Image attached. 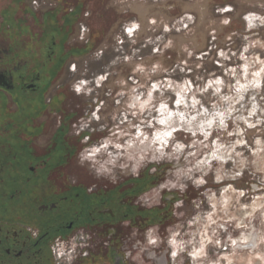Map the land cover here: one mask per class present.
I'll list each match as a JSON object with an SVG mask.
<instances>
[{
  "label": "rangeland",
  "instance_id": "obj_1",
  "mask_svg": "<svg viewBox=\"0 0 264 264\" xmlns=\"http://www.w3.org/2000/svg\"><path fill=\"white\" fill-rule=\"evenodd\" d=\"M38 4L39 26L33 34L41 38L49 19L42 13L55 7V24L62 25L67 39L65 51L56 57L65 59V64L47 91L65 93L60 97H66L79 115L72 117L75 131L101 137L82 149L88 173L121 180L146 165L158 168L154 182L146 184L147 191L140 196L156 215L152 213L141 241L144 247L135 250L134 258L145 264L140 255L149 248L167 251L168 264H264V0H39ZM24 37L26 44L30 40ZM33 46L42 58V51ZM217 79L220 85L214 83ZM186 88L190 91L185 94ZM150 91L152 101L141 111L139 105ZM180 96L185 104L177 105ZM193 97L200 102L194 108ZM164 102L169 111L183 112L185 121L196 117L191 131L176 115L166 124L158 123L167 116L158 111ZM254 104L255 114L249 115ZM217 111L225 112L227 127H220L215 118L212 128L205 129L211 133L205 140L197 128ZM171 128L177 130L166 146L152 143L156 133ZM238 140L243 143L236 144ZM177 143L185 145L180 153L173 150ZM217 144L224 146L217 154L231 158L210 160L197 169L196 162L210 159ZM233 145L235 151H230ZM97 148L101 151L91 155ZM190 152L195 155L189 156ZM112 156L114 164L107 163ZM102 165L108 171L101 170ZM217 175L222 179L217 181ZM201 178L205 182L197 184ZM201 245L204 254L194 255Z\"/></svg>",
  "mask_w": 264,
  "mask_h": 264
},
{
  "label": "flooded vegetation",
  "instance_id": "obj_2",
  "mask_svg": "<svg viewBox=\"0 0 264 264\" xmlns=\"http://www.w3.org/2000/svg\"><path fill=\"white\" fill-rule=\"evenodd\" d=\"M38 2L0 0V264H143L133 255L156 211L140 196L158 168L121 180L88 173L82 149L101 137L75 131L65 93L47 91L67 39L55 7L42 13L41 38L33 34ZM143 250L145 264H168L167 251Z\"/></svg>",
  "mask_w": 264,
  "mask_h": 264
},
{
  "label": "clouds",
  "instance_id": "obj_3",
  "mask_svg": "<svg viewBox=\"0 0 264 264\" xmlns=\"http://www.w3.org/2000/svg\"><path fill=\"white\" fill-rule=\"evenodd\" d=\"M246 19H248V17H246ZM214 83L216 85H220L222 83V81L220 79H217ZM240 87L243 88L244 86L241 85ZM155 88H156V85H153V89H155ZM182 91L186 94L188 91H190V88L182 89ZM219 91H220V88L217 87L216 88V92L218 93ZM238 91H239V89H238ZM152 98H153L152 97V92L150 91L148 93L147 100H145L143 103H141L139 105L141 111H143V109L145 107H147L151 103ZM137 99H139V97H137ZM223 99L228 100V99H230V97H223ZM240 99H243V97L241 96ZM175 103L177 105L185 104L184 97L183 96H180V98L177 99ZM198 103H200V102L193 97L192 98V101H191L192 107L194 108L195 105L198 104ZM158 111L161 113V115H163L164 113H167V116L165 118L160 119L158 121V123H160L162 125L168 123V121L171 120V117L173 115L178 116L179 119H180V121H185V114L183 112L173 113V112L169 111L166 102L160 104ZM226 111L230 115L231 109H228ZM255 111H256V106L254 104L253 105V108H252V112L249 113V115L255 114ZM204 114H207V110L206 109L204 110ZM133 115H135V113H133ZM215 118H219V126L220 127H227L226 124H225V112H221V111L215 112L212 119H208V120H205V121L201 122L199 124L198 128H197V131H199L201 134H203L205 140H207L208 136L211 134L209 131H205V129L206 128L207 129H211L212 128V126H213V124L215 122ZM195 119H196V117L195 116H192L190 119H188L187 121H185L190 126L187 129L188 131H191L192 130L191 129V123ZM240 119H243V117H240ZM149 126H151L150 123H149ZM249 126H252V125H249ZM176 130H177L176 128H171L169 131L156 133L155 138L152 141V143H155L156 141H160L162 147L163 146H166L167 143H168V139L167 138L171 137L172 136V133L174 131H176ZM229 134L231 135V133H229ZM139 135H141V133L138 131L137 132V136H139ZM193 135H195V132H193ZM147 139H148V137L147 136H144V140H147ZM144 140H141L140 143L143 144L144 143ZM193 143L195 144V142H193ZM242 143H243L242 140L236 141V144H242ZM235 146L236 145H233L230 151H235ZM102 147L103 148H107V143L104 144ZM115 147L116 148H120L121 145L120 144H116ZM128 147H131V142L128 143ZM184 147H185V145H183L181 143H177V144L174 145V149L173 150H174L175 153H180V152L183 151ZM189 147H192V145H189ZM223 147H224L223 145L217 144L215 150L211 152L210 159H207L206 158V159L197 161L195 167L197 169H199L200 168V165H209L210 164V160H220V161H224V160H226L228 158H231L230 155L226 157L223 153H221L220 155L217 154L218 152H220V150ZM99 151H101L100 148L94 149L93 152L91 153V155H94L95 153H97ZM109 155H111V154H109ZM188 155L189 156H194L195 153L194 152H190V153H188ZM236 155L237 156H240L241 154L239 152H237ZM85 158H87V157H85ZM115 160H116V157L115 156H112L111 159L107 161V163L114 164ZM101 170L108 171V169H104L103 165L101 166ZM191 171H192V169H188L187 170V172H191ZM206 174L207 173L205 172V175ZM236 175L238 176V175H240V173L237 172ZM216 179H217V181H219L220 179H222V177L220 175H217L216 176ZM195 182L197 184H203L205 181L203 180V178H201V179H199V180H197ZM181 187H183V186H181ZM240 195H243V193L241 192ZM151 242L154 243L155 241H151ZM172 243L175 245L176 244L175 240H173ZM217 243H218V241H217ZM232 243L235 244L236 241L233 240ZM74 248H75V245H73V249ZM179 248H180V250H183V245H179ZM52 251L57 256V258H59L60 256H64L65 255L64 245H63L62 242H59V241L57 242V246H53ZM203 254H204V248H203V245H201L200 249L197 252H195L194 255L200 256V255H203ZM172 255H173V257H175L177 255V252L176 251H173ZM69 259H71L70 256H69Z\"/></svg>",
  "mask_w": 264,
  "mask_h": 264
},
{
  "label": "snow or ice",
  "instance_id": "obj_4",
  "mask_svg": "<svg viewBox=\"0 0 264 264\" xmlns=\"http://www.w3.org/2000/svg\"><path fill=\"white\" fill-rule=\"evenodd\" d=\"M131 31V30H130ZM77 91H79V89H77Z\"/></svg>",
  "mask_w": 264,
  "mask_h": 264
}]
</instances>
